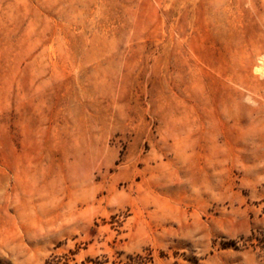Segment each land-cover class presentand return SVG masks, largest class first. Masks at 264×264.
<instances>
[{"label":"rangeland","instance_id":"1","mask_svg":"<svg viewBox=\"0 0 264 264\" xmlns=\"http://www.w3.org/2000/svg\"><path fill=\"white\" fill-rule=\"evenodd\" d=\"M87 258L264 264V0H0V264Z\"/></svg>","mask_w":264,"mask_h":264},{"label":"trees","instance_id":"2","mask_svg":"<svg viewBox=\"0 0 264 264\" xmlns=\"http://www.w3.org/2000/svg\"><path fill=\"white\" fill-rule=\"evenodd\" d=\"M90 261L93 262V263H99V264L102 263V262H99V261H97V260H95L93 258H87L86 260H83L80 264H88V262H90ZM75 264H79V263H75ZM124 264H134V263H124Z\"/></svg>","mask_w":264,"mask_h":264}]
</instances>
